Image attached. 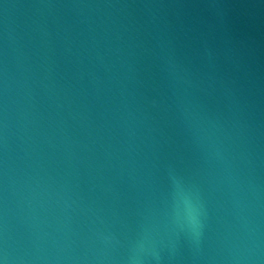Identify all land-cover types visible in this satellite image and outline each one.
I'll list each match as a JSON object with an SVG mask.
<instances>
[{
	"label": "water",
	"instance_id": "water-1",
	"mask_svg": "<svg viewBox=\"0 0 264 264\" xmlns=\"http://www.w3.org/2000/svg\"><path fill=\"white\" fill-rule=\"evenodd\" d=\"M248 228L264 264V0H0V236L227 264Z\"/></svg>",
	"mask_w": 264,
	"mask_h": 264
},
{
	"label": "clouds",
	"instance_id": "clouds-1",
	"mask_svg": "<svg viewBox=\"0 0 264 264\" xmlns=\"http://www.w3.org/2000/svg\"><path fill=\"white\" fill-rule=\"evenodd\" d=\"M192 201L188 203V208L185 214L184 222L179 225L181 229H186L192 238L199 241L204 227V217L206 215L203 207V202L200 198L198 190L193 188L191 193ZM255 230L248 228V236L246 241L233 242L231 247L227 249L228 255L223 257L227 264H262L261 250L258 239L254 238ZM102 239L107 241L114 240V235L102 236ZM146 251L145 244L140 245L135 254L128 256L122 264H145V258L140 254ZM65 259L55 257L53 260L59 264V261ZM96 264H113L111 258L102 259L95 257ZM212 259V258H210ZM48 260L47 257L32 256L27 251L21 250L9 243L7 232L0 236V264H37L38 261ZM152 264H161L160 257L153 255Z\"/></svg>",
	"mask_w": 264,
	"mask_h": 264
}]
</instances>
